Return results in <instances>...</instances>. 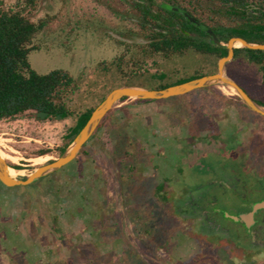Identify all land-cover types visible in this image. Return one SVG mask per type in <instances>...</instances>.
I'll use <instances>...</instances> for the list:
<instances>
[{
  "label": "rangeland",
  "instance_id": "374dc122",
  "mask_svg": "<svg viewBox=\"0 0 264 264\" xmlns=\"http://www.w3.org/2000/svg\"><path fill=\"white\" fill-rule=\"evenodd\" d=\"M39 1L33 19L47 13L60 12L61 16L49 33L39 36L42 47L29 54L30 63L41 74L68 71L78 87L71 102L75 114L64 120L41 122L28 111L0 121V152L23 173L61 155L76 115L97 106L121 86L111 62L124 53L127 44L141 41L111 32L114 27L126 32L137 25L122 20L120 12L128 10V4L121 0H66V5L64 0ZM219 60L193 50L172 58L157 56L139 64L140 68L132 67L137 70L133 78L135 85L152 88L156 71H166L165 80L193 79L199 72H216ZM229 71L252 97L264 102V82L256 65L235 64ZM238 98L229 87L215 85L152 102L121 100L82 148L78 163L84 162L83 176L73 180L78 166L71 162L32 185L7 187L0 181V264H109L97 260L95 253L105 255L111 249L115 250L111 261L124 264L118 232H124L148 264H175L163 250L153 252L148 241H140L146 210L157 204L174 217L175 204L189 188L209 180L215 171L221 177L231 173L238 159L237 144L254 159L264 154V116L242 106ZM214 132L226 138L222 146L212 139ZM39 149L48 152L39 155ZM234 170L245 174L240 166ZM161 182L165 186L157 192ZM50 183L56 186L46 193ZM206 187L213 193L221 191L213 183ZM93 229L104 235L102 245ZM191 242L178 246L173 257L187 261L197 253L200 246ZM224 247L227 250L218 264H227L229 258L234 264H264V257L253 259L246 249Z\"/></svg>",
  "mask_w": 264,
  "mask_h": 264
},
{
  "label": "trees",
  "instance_id": "16d2710c",
  "mask_svg": "<svg viewBox=\"0 0 264 264\" xmlns=\"http://www.w3.org/2000/svg\"><path fill=\"white\" fill-rule=\"evenodd\" d=\"M66 2L64 0V5ZM132 2L138 9L139 23L122 34L132 39L139 38L141 41L136 44H127L124 53L111 62L120 76L121 86L135 85L136 81L133 77L137 70L132 67L140 68L139 64L157 56L172 58L184 55L189 50L210 54L217 59L228 54V48L225 45L216 44L207 30L193 22L186 13L205 23L224 43L234 36H240L253 43H264V0H132ZM39 3V0H0V121L15 119L28 111L34 112L36 120L41 122L64 120L75 114L71 102L72 95L78 87L77 79L64 69H54L44 74L38 73L29 60V54L42 47V42L38 40L39 36L49 33L54 22L61 16L60 12L47 13L37 20L33 19L32 15L38 9ZM125 13L130 14L127 11ZM201 36L204 38L202 39ZM249 63L256 65L264 82V50L261 49L235 47L234 58L227 63V72L233 77L229 67ZM167 75L166 71L153 73L157 81L151 84L152 88H164L190 79L165 80ZM201 75H203L202 72L197 73V76ZM127 98L123 97L121 100L124 101ZM134 101L152 102L153 100L134 99ZM257 101L264 105V102ZM240 104L245 106L241 101ZM95 107H89L76 115L75 123L65 135L64 145L60 148L61 154L86 124ZM112 110L103 118L96 131L101 128ZM211 125L213 126L212 123ZM214 135L220 134L214 132L212 136ZM47 152L48 149H39L38 154ZM83 152L84 149L71 161L78 166L76 175H71L73 180H76L75 177L84 175V162L78 163ZM126 154L131 155V152L127 151ZM136 160L138 161V158ZM8 163L14 168H21L9 161ZM131 167L135 168V165L132 164ZM48 185L45 189L46 193L51 187L56 186L52 183ZM164 186L165 182L156 185L157 192L162 191ZM56 197H58L57 194ZM166 200L165 195L163 201ZM175 206L177 209L173 217L172 214L169 216L168 213L162 212L157 204L150 205L144 216V229L140 231L143 234L140 241H148V246L153 252L163 250L169 258L171 256V261H175V264H208L207 262L212 259H215L218 264V259H221L223 252L227 250L224 245L231 248L234 246L227 241L212 238L206 230L199 228L203 232L199 229L198 232L195 222L192 219H186L190 213L182 210L178 203ZM93 230L98 232V245H102L104 235L101 231ZM116 234L117 240L121 239L119 252L124 259V264H148L139 250L127 240L124 232ZM191 241L200 246L197 253L189 257L187 261H179L177 257H173L178 246L192 244ZM123 246H126L125 252H122ZM114 254L115 250L111 249L105 255L96 252L95 256L97 260L110 261L109 264H120L111 261ZM227 264H234V261L229 258Z\"/></svg>",
  "mask_w": 264,
  "mask_h": 264
},
{
  "label": "flooded vegetation",
  "instance_id": "af4514ba",
  "mask_svg": "<svg viewBox=\"0 0 264 264\" xmlns=\"http://www.w3.org/2000/svg\"><path fill=\"white\" fill-rule=\"evenodd\" d=\"M121 1L128 4V10L120 12L122 20L138 24V9L132 0ZM126 11L130 14L127 15ZM111 32L119 37L123 36V31L116 27ZM212 139L221 144L226 138L214 135ZM215 147L218 148V143ZM234 150L238 159L236 165L232 166L231 173H224L221 177L215 171L209 180L189 188L185 198L180 199L178 204L182 210L190 213L196 227L208 231L209 236L227 241L239 250L246 249L251 258L259 259L264 257V154L254 159L248 150L240 148L238 144ZM252 152L258 154L259 151ZM221 155L226 158L225 154ZM218 159L220 158L215 160ZM239 166L244 175L236 174L234 169ZM211 183L221 191L213 193L205 188V184ZM223 193L227 195L222 196Z\"/></svg>",
  "mask_w": 264,
  "mask_h": 264
},
{
  "label": "water",
  "instance_id": "95a60500",
  "mask_svg": "<svg viewBox=\"0 0 264 264\" xmlns=\"http://www.w3.org/2000/svg\"><path fill=\"white\" fill-rule=\"evenodd\" d=\"M186 15L200 27L206 29L216 44L225 45L228 48V54L220 58L219 67L216 72L205 74L185 82L172 84L164 88H148L142 85H122L112 89L94 108L86 124L58 158L40 164L32 168L28 173H23V170L15 168L17 173L16 175H12L10 172L12 166H10L8 160L0 154V181L9 187L16 185H29L62 169L79 155L84 145L96 132L103 118L118 102L121 101L123 97L143 100H159L171 96L183 95L199 88L223 85L232 89L247 108L264 116V105L254 99L227 73V63L234 58L235 47H238L236 43L240 42L241 46L246 48L261 50H264V43L249 42L240 36L231 37L227 43H224L220 40L215 31L208 28L205 23L198 21L188 13H186Z\"/></svg>",
  "mask_w": 264,
  "mask_h": 264
},
{
  "label": "bare ground",
  "instance_id": "6f19581e",
  "mask_svg": "<svg viewBox=\"0 0 264 264\" xmlns=\"http://www.w3.org/2000/svg\"><path fill=\"white\" fill-rule=\"evenodd\" d=\"M236 45H237L238 47H240V46H241V43L238 42V43H236ZM230 93H231V92H230ZM0 154H1L2 157H6V155H5L4 153L0 152ZM10 172H11L12 175H16L17 170L14 169V168H12V169H10Z\"/></svg>",
  "mask_w": 264,
  "mask_h": 264
}]
</instances>
